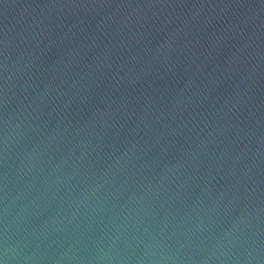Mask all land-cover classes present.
Listing matches in <instances>:
<instances>
[{"label":"water","instance_id":"water-1","mask_svg":"<svg viewBox=\"0 0 264 264\" xmlns=\"http://www.w3.org/2000/svg\"><path fill=\"white\" fill-rule=\"evenodd\" d=\"M0 264H264V0H0Z\"/></svg>","mask_w":264,"mask_h":264}]
</instances>
